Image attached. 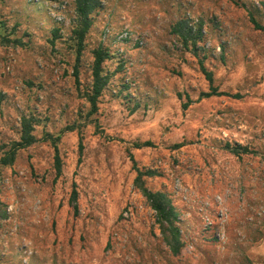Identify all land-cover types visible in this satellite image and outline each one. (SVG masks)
Instances as JSON below:
<instances>
[{
	"label": "rangeland",
	"instance_id": "374dc122",
	"mask_svg": "<svg viewBox=\"0 0 264 264\" xmlns=\"http://www.w3.org/2000/svg\"><path fill=\"white\" fill-rule=\"evenodd\" d=\"M101 1L80 90L74 0H0V21L26 43L0 41V157L20 138L23 115L41 120V140L0 168V264H264V34L249 16L264 24V0ZM183 20L193 28L189 44L173 31ZM100 44L113 54L104 63L110 79L90 114ZM201 60L219 91L242 97L200 98L210 90ZM68 125L78 128L59 143L57 176L42 137ZM140 141L152 144L133 145ZM228 144L250 151L237 155ZM129 151L155 172L147 186L166 191L180 212L177 256L135 186Z\"/></svg>",
	"mask_w": 264,
	"mask_h": 264
},
{
	"label": "trees",
	"instance_id": "16d2710c",
	"mask_svg": "<svg viewBox=\"0 0 264 264\" xmlns=\"http://www.w3.org/2000/svg\"><path fill=\"white\" fill-rule=\"evenodd\" d=\"M75 6V18H74V27L72 29V38L75 42V56L76 63L74 65L73 74L75 78V84L77 88L81 87V77H80V66L82 61L83 52L86 46V37L93 25V16L92 13L99 7H102L101 0H74ZM250 20L253 23L254 27L258 30H261L264 34V24H262L255 16L252 11H249ZM192 27L189 26L188 22L183 20L180 21L173 31L180 36L186 44H189V37L192 36ZM6 24L4 21H0V41L6 44H11L12 46H23L26 43L21 37H12V32H7ZM54 37L52 39V44H55L56 38L59 37V29L54 30ZM201 35V32H199ZM93 63H92V76L93 81L90 87V90L86 92V99L88 100L91 109L90 114L96 113L99 109V98L103 93V90L110 79V75L105 73L104 63L107 59L111 58L113 54L110 49L103 44L98 45L93 49ZM201 70L205 74L207 80L210 84L209 91H203L200 95V98H207L211 96L219 95H228L237 98H241V93H229L219 91V87L215 85V78L213 71L209 70L204 61H200ZM81 90V89H80ZM193 99L188 96L187 102L183 103L184 108H188ZM40 118L36 115H23L21 117V134L18 140H13L8 147L5 149L3 155L0 157V168L2 166H11L15 163L18 153L21 149L27 148L37 141L41 140L35 133L36 125L40 122ZM76 125H68L62 129L59 133L54 134L52 132L46 131L42 140L51 142L55 150V168L57 171V176L62 174L63 161L60 151L59 143L67 131H73L77 129ZM80 140H79V161L82 160V155L84 152V135L81 129L79 130ZM152 141H140L135 142L133 145L137 148L143 146L151 145ZM229 148L235 154L247 153L250 151L249 147L246 145H239L238 147H231L228 144ZM259 153V151H255ZM130 158L133 161V166L137 171V175L134 179L135 186L140 190L143 196L147 199L150 206L156 212V221L158 228L161 232L163 241L165 245L169 248L170 252L173 255H179L182 252L184 247V242L182 240L181 228L178 224L180 219V212L177 207L174 205L172 197L166 192L157 190L154 191L150 189L146 184L145 177L153 176L155 172L153 170H145L138 166L137 160L134 157L133 153L129 151ZM78 190L77 185L73 183V192L71 195V204L74 208L77 207L78 201ZM1 205V203H0ZM3 212L0 206V219L3 217Z\"/></svg>",
	"mask_w": 264,
	"mask_h": 264
}]
</instances>
